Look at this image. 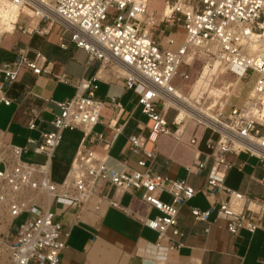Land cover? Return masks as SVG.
I'll use <instances>...</instances> for the list:
<instances>
[{"label": "built area", "instance_id": "built-area-1", "mask_svg": "<svg viewBox=\"0 0 264 264\" xmlns=\"http://www.w3.org/2000/svg\"><path fill=\"white\" fill-rule=\"evenodd\" d=\"M149 1L0 0V48L7 36L18 33L26 39L13 43L12 60L0 62V103L17 102L7 92L17 83L22 70L36 78L52 75L55 82L75 88L74 95L65 101L35 93L31 86L23 89L25 97L53 103L59 112L49 121L50 129L39 130L46 108H29L25 125L30 131H39V138L28 137L25 146L3 141L5 148H0V258L4 264H59L70 229H65L62 219H58L55 205L61 200L67 203L63 214L75 207L77 213L71 226L77 224L102 183H109L117 193L141 191V200L148 209H156L159 214H145L140 220L159 238L166 237L170 229L175 236L181 234L177 215L199 192L209 199L211 207H191L196 221L207 222L215 210L216 217L227 222V230L234 237L243 229L254 233L261 227L259 215L249 207L252 202L262 207L264 196L234 190L225 184V177L235 165L230 155L254 157L264 168V0H163L170 7L169 15L159 17L169 33L165 42L145 29L146 21L153 24L158 16L157 11L149 12ZM55 24L59 25L62 49L73 45L86 51L90 62L124 70L126 87L139 91L138 105L147 121L139 125L140 132L128 137L127 149L141 154L137 163L145 170H117L106 163V155L89 147L88 142L104 138L102 132L94 131L102 123L100 115L106 106V101L97 97L98 75L55 73L47 56L29 44L35 35H47ZM179 30L183 38L177 45L174 34ZM253 45L261 49H252ZM197 51L207 63L200 77L205 69H211L209 66L219 65L237 79L254 78L253 92L245 104L232 103L224 87L220 95L205 92L191 98L183 90L185 87L176 86V78L182 84L191 80L190 72L181 70V66ZM108 102L114 111L121 108L114 97ZM171 111L174 115L169 121ZM190 125L194 130L188 142L196 154L186 166L188 175H199L211 160L201 188L187 179L161 176L148 168V160L157 152V138L169 135L180 141ZM76 129L82 131V141L66 177L57 183L51 175L55 150L63 132ZM198 129L210 131L206 153L197 149L202 138ZM121 130L117 127L116 134ZM149 142L153 144L151 148H147ZM30 145L43 161L27 158ZM260 182L264 184L263 179ZM162 192L168 193L171 200H162ZM108 203L122 209L115 198ZM21 216L25 219L17 224ZM180 245L172 240L170 248ZM157 247L160 249L158 244Z\"/></svg>", "mask_w": 264, "mask_h": 264}, {"label": "crops", "instance_id": "crops-1", "mask_svg": "<svg viewBox=\"0 0 264 264\" xmlns=\"http://www.w3.org/2000/svg\"><path fill=\"white\" fill-rule=\"evenodd\" d=\"M150 2L152 0L149 1V9ZM153 11L157 10H151ZM58 30L59 25L55 24L47 35H35L29 44L47 56L51 62V70L55 73L65 71L77 77L98 75L97 97L105 100L106 106L100 115L102 123L96 125L94 131L102 132L104 138L101 141L88 142L89 147L99 155H106V163L117 170H145L137 163L141 154L127 149L128 137L140 132L139 125L143 126L147 121L138 105L139 91L126 87L124 70L103 67L99 61L90 62L86 51L73 45L62 49L59 45ZM20 38L26 40L18 33L4 39L0 52L3 51L7 59L2 61L14 58L12 45ZM26 86L33 87L35 93L49 96L54 101H65L75 93L73 86L55 82L52 75L36 78L30 72L22 70L17 83L7 92L17 102L10 105L0 103L2 140L19 146H25L28 137L39 138V131L26 128L25 112L29 108H46L43 112L45 121L40 124L39 130L50 129L49 121L54 113L59 112V108L53 103H46L35 96L25 97L23 89ZM112 97L121 104L119 111L110 107L108 100ZM110 122L111 126L108 125ZM117 127H122L118 134L115 131ZM193 130L194 126L190 125L180 141L169 135L159 136L156 141L157 152L148 160V168L161 176L187 179L194 187L201 188L211 160L208 162V168L199 175H188L186 166L194 161L196 154L195 147L188 142ZM209 134V130L198 129V135L202 138L197 149L201 153L208 151L206 139ZM82 136V131L78 129L63 132L62 141L53 158L55 157L57 163L64 168V174L61 179L54 180L55 182L59 183L66 177ZM152 146V142H149L147 148ZM30 148L27 158L44 160L32 151L33 145H30ZM203 157L202 154L201 158ZM229 159L235 165L227 172L225 184L250 196H264V184L260 182L264 180V168L258 160L246 154L230 155ZM241 164L242 169H239ZM51 175L53 179L52 172ZM160 197L167 202L171 200V196L166 192L160 193ZM112 198L119 201L122 209L108 203ZM66 204L61 200L55 205L58 219H62L65 229H70L67 246L61 253L59 264H264V205L261 207L255 202H252L249 208L255 215H259L261 227L254 233L243 229L234 237L227 230V222L216 217L215 210L207 222L195 220L191 207L201 210L211 207L209 199L199 192L181 207L177 215V227L181 234L175 236L170 229L163 238H159L155 230L145 226L140 220L145 214L151 217L159 214L156 209H148L141 200V191L133 194L117 193L109 183H102L100 192L89 200L78 223L72 226L71 222L77 211L75 207H70L63 214L62 208ZM171 239L181 245L170 248Z\"/></svg>", "mask_w": 264, "mask_h": 264}, {"label": "rangeland", "instance_id": "rangeland-1", "mask_svg": "<svg viewBox=\"0 0 264 264\" xmlns=\"http://www.w3.org/2000/svg\"><path fill=\"white\" fill-rule=\"evenodd\" d=\"M168 8L167 12L170 11V7H167L163 4V0H152L150 2V9L151 10H157L159 13L157 16V20L153 24L148 25V30L153 33L154 36L159 37L158 39L161 42H165V38L167 35H169L168 31L166 30V24L162 23L159 19L160 15L164 10ZM162 30H165V32H162ZM182 32H178L176 34L177 39V45L181 43L183 34ZM7 59L6 54L3 53V51L0 52V62L2 60ZM207 65V63L204 61L202 53L199 51L196 52L194 56H189L187 58V61L183 63L181 66V70H187L191 74V80L189 82H184L183 84L180 82L179 78L175 79V84L178 88H184L183 90L187 92L189 95H191V98L199 97L203 93H209L211 96L210 91H216V90H224L228 95L231 96V102L235 103L239 106H242L245 104L248 97L251 96L253 92V84H254V78L247 77L245 79H237L235 76H233L230 73L225 72L223 69L220 68L219 65L216 66H209L210 71L207 72L205 76L206 84L200 88V92H195L194 86L197 83V80H199L202 71L204 67ZM215 73V74H213ZM204 74V73H203ZM213 74V75H212ZM212 75V76H211ZM215 75V76H214ZM216 83V84H213ZM224 87V89H222ZM223 92V91H222ZM192 93V94H191ZM199 93V94H198ZM205 96V95H204ZM174 115V112L171 111L169 114L168 120L171 121L172 117ZM2 136L0 135V148L2 147ZM3 148V147H2ZM53 168H52V174H53V180L61 179L64 174V168L57 163L56 158H53ZM25 219V216H21L16 223L19 224ZM0 264H4V259L0 258Z\"/></svg>", "mask_w": 264, "mask_h": 264}, {"label": "bare ground", "instance_id": "bare-ground-1", "mask_svg": "<svg viewBox=\"0 0 264 264\" xmlns=\"http://www.w3.org/2000/svg\"><path fill=\"white\" fill-rule=\"evenodd\" d=\"M149 10V9H148ZM167 10H168V8L166 9V10H164L163 11V13H162V15L161 16H164V15H169L170 14V11L169 12H167ZM160 16V17H161ZM147 23L145 24L146 25V27H145V29H147L148 28V25L151 23V21H146ZM174 35H176V34H174ZM252 49H261V47L259 46V45H253L252 46ZM208 71H210L209 69H205L204 70V74H203V76L202 77H200L199 78V80H197V83H196V85L194 86V88H195V92H200V88L202 87V86H204V84L203 83H207L206 82V80H205V76H206V74H207V72ZM211 92V94H216V95H220V94H222L223 92L222 91H220V90H216V91H210ZM181 94V93H180ZM199 94V93H198ZM182 95V94H181ZM186 97V96H185ZM188 99V98H187ZM190 100V99H189ZM191 101V100H190ZM2 144H3V148H5V144L2 142ZM1 147V148H2Z\"/></svg>", "mask_w": 264, "mask_h": 264}]
</instances>
